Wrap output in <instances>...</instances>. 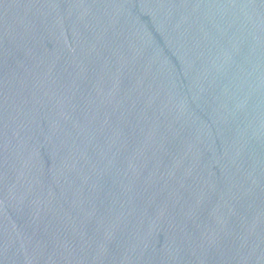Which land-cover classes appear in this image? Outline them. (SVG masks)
<instances>
[{
  "label": "water",
  "instance_id": "water-1",
  "mask_svg": "<svg viewBox=\"0 0 264 264\" xmlns=\"http://www.w3.org/2000/svg\"><path fill=\"white\" fill-rule=\"evenodd\" d=\"M0 264H264V0H0Z\"/></svg>",
  "mask_w": 264,
  "mask_h": 264
}]
</instances>
